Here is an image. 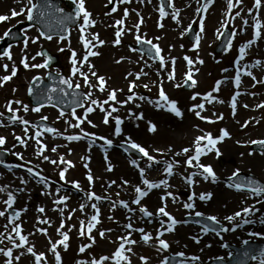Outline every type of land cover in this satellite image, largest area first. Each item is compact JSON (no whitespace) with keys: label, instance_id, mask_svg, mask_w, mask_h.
Masks as SVG:
<instances>
[{"label":"rangeland","instance_id":"obj_1","mask_svg":"<svg viewBox=\"0 0 264 264\" xmlns=\"http://www.w3.org/2000/svg\"><path fill=\"white\" fill-rule=\"evenodd\" d=\"M222 0H218L217 4H219ZM250 1H242L240 5H245L246 3H249ZM253 3V1H251ZM104 3H106V0H85V7L86 9L91 13L92 17L95 19H101L103 17H106L108 15H105L106 12ZM181 4V2L179 3ZM182 5V4H181ZM240 5L234 6L232 13L235 14L236 11H240L241 15L239 16L242 20L247 19L249 23H252L251 19L255 13L253 12L252 15H248L245 10L242 9V7H239ZM248 8H253L251 5L248 6ZM247 8V9H248ZM246 9V10H247ZM15 10L17 12L20 11V7H17L16 9H11L9 6H7L5 9L0 7V15H8L10 17L9 20H12L14 22L20 20L21 18H24L25 15H19L16 17H11V12ZM214 12V7L212 6L208 12L205 14L206 19L203 21V27L209 28V29H218L219 27H216V23H211L212 16L211 14ZM262 13V14H261ZM113 14L109 13V16H112ZM259 19L264 25V10H259ZM250 26V30L248 31L249 36L247 39L244 38L243 42H241V38H238L236 43H234L233 47L231 48V51L226 56L222 57V62L219 65H216L214 60L212 59L209 48L206 47L207 44L212 42L214 36H212L213 30L209 32V35L204 34L201 50V59L203 61L202 63V70L200 76L197 78V86L194 88L191 95L193 96L196 92H203L212 91L213 87L215 86V83L217 81H220L218 78L219 75H226L228 72L236 71L238 66L232 67L231 66V59L233 57L237 56V52L239 50V47L242 45L247 44V42L253 38L254 36V29L252 28V24H248ZM6 26L0 27L1 30L5 29ZM33 34V32L31 33ZM264 35V30H263ZM174 43L176 41L174 40ZM241 43V44H240ZM177 45V51L178 54L181 52L179 51V43H176ZM200 48V47H199ZM198 48V49H199ZM244 62V63H243ZM260 62L259 72L258 73H252L251 76H249L246 80L242 81L241 87L236 88L232 87L230 76L229 79H227L224 83L221 81V86L219 88L218 92H213L212 95L215 99L212 100L211 104L208 103V101L205 103L204 100L200 103H205V107L203 110L196 109V111H200L201 116L205 117L206 119H200L195 115V112H192L193 114L190 116V121L188 123H181L180 121L174 120L169 115H165L163 113L164 118H160L158 120L159 124V130L154 134L153 136H150L147 134V123L143 122V119H136V125L137 129L135 131L133 126V122L128 123H122L121 125V135L115 136L114 135V124H104V132L101 133L102 137L112 140V144L118 143V141L124 142L127 137H135L136 140L139 142H136L143 146L150 155H153L156 157V159L161 161H169L174 162V165H176L173 168L174 172H179L185 178L186 176L190 175L194 171H199L197 168H189L186 163V157L190 155H194V149H195V138L199 136V131L203 129L206 122L212 119L219 120L218 117L222 116V120L225 119L222 123L215 124V130L217 132L216 136L219 137L221 135V129L219 127L224 126L229 128V137H226L222 142H219L217 144V148L219 149L221 155L217 157V161H210L209 160V154L202 155L200 157V163L204 165H210L212 169L214 170L217 180L216 182H223L221 179L224 177H228L232 174L233 171L236 169H239L240 171H244L247 173H252L255 176L259 177L260 179L264 180V155L261 154H253L249 155L251 153L249 151L248 146H250V141L252 140H258L260 138L264 137V107H258V105H264V86L261 88L262 85H264V38L263 40L255 41L254 44L246 48V55L244 56V59L241 61L239 67L240 69L246 68L244 64H254ZM231 67L230 69H228ZM223 69H228L227 72L223 71ZM252 77H255V80H253ZM19 82V79L16 80ZM156 85H162V83L155 81ZM260 86V87H259ZM166 88V87H165ZM168 89V90H166ZM163 89V91L167 92L170 96L175 97V99L178 100V105L181 106L184 110H187L188 106L192 105L193 101L190 100L189 95L185 94V96L180 95L179 91L176 93H173V91L170 88ZM170 90V91H169ZM239 92L240 95L236 99V107L235 109L231 106V96H233L236 92ZM154 96L157 97V93L159 91H154ZM157 92V93H156ZM216 93V96L214 94ZM221 94V95H219ZM228 94V95H227ZM217 100L223 101V103L217 102ZM244 105H247V107H244ZM168 107V105H166ZM230 111L233 112V114H246L247 119H244L245 122H249L247 127H242V125L245 124V122H241L243 119L237 117L236 121L241 122L235 123V121H232ZM192 116L195 118L193 119ZM123 119V118H122ZM140 121V122H139ZM202 122H205V124H202ZM228 122V123H227ZM235 123V124H234ZM238 125V126H237ZM194 126V127H193ZM197 126L199 127L198 130H195L194 128ZM206 127V126H205ZM205 131L211 132V128L208 126L205 128ZM215 132V133H216ZM231 132H237L234 138L231 137ZM202 136V135H201ZM240 137H245L244 140H240ZM256 138V139H255ZM97 142L100 143V146L106 147L107 144L104 143L103 139L95 138ZM239 140V141H236ZM205 142H202V144ZM171 144L175 145L176 149L180 148H189L190 151L187 154H181L180 156H175V154H170L167 150L166 145ZM237 144L244 145L243 148L236 147ZM42 145H45V155H48L50 159L53 160H59V157L63 156L66 161H70L72 166H68L65 164H57L53 165L49 163L48 161H44L42 159V175L44 177L52 176L53 178L59 179V171L62 168H67V171L65 172V181L66 182H57L58 184L64 186L63 191H60V196H67L69 199L66 201L65 205H58L61 206V208H64L65 213L70 214L71 213V219H68V215L59 214L57 216L47 217L49 220L48 224H39L38 219H45L43 217V214L39 211H37V204L33 202L30 204V208L32 209L29 213H22V218L19 219V221H14V223H18L21 225V228L23 226L24 235H27L29 233H32V235H29V243L33 246L34 251L39 254H44V260L47 262V264H55L54 255L51 251H49L50 244L49 241L55 242L59 239H61L60 235L57 233V228L60 226V221L63 220L65 222V227L61 229V231H67L69 235L68 248L65 250L62 246L57 247V251L60 252L61 255V264H77V261L79 260H90L91 258L99 259L100 256H109L111 253L115 250L118 244V237L121 235H124L126 233V229L123 227L125 224L131 222L133 224V227H142L145 229L146 232L150 233L153 236V240L150 241L148 244H144L140 240V233L133 232L131 239H134L137 241L135 245H132V252L127 253L125 252V255L128 256L129 264H143V262L140 260V257H146L147 258V264H159L160 259L162 257H165L167 253H178V252H184L183 248L185 244H188L191 247H195L193 245V242L190 240V237L192 236V232L196 233L197 231L193 227H186L183 224V218L186 214H191L192 210H187L183 208V203L189 202L186 198H182L180 200H175L177 203L172 206L168 205L167 200L161 201L160 197L164 196V190H169V188L164 189L163 186L158 189H152L149 194L142 198L141 204L146 207L149 211H151L154 215L152 217H149L146 219L142 215V213L139 212L138 208L139 206L131 204V200L135 197L134 191L132 188H130L132 185L134 186L135 182L138 181V175H139V169L134 167L130 161L132 159H126L123 158V155L118 152H103L100 154L99 148L97 149V152L105 157L106 161L111 162L112 170L108 171V163H106L104 166L100 160V164L103 168V172L96 171L95 175L102 179L103 182H92L91 184L89 182H84L82 177V167H76L75 162L72 161V153L64 148L61 149L57 147V151L55 153L51 152L52 147L59 146L58 143L51 139L46 140L42 142ZM92 145V144H91ZM89 145L91 148L94 146ZM101 147V148H102ZM95 148V147H94ZM158 150V151H156ZM105 153V154H104ZM95 154L90 153V158H92ZM99 156V155H97ZM231 159L234 160V164L228 163V161ZM136 160V159H135ZM114 161H121L123 163V166L128 168V172H131V175L125 174L123 175L121 172V168H118L115 166ZM140 168H145V173H148L150 176H153L156 174V170L158 169L157 165L153 167L152 172L150 169L146 167L145 159L143 161H137ZM225 162V164H223ZM120 163V164H121ZM195 163V161H194ZM228 163V164H226ZM161 166L163 164H160ZM122 166V165H121ZM19 175H22L18 173ZM162 179L172 180V178H169L165 173ZM211 179V178H210ZM27 181V179H26ZM78 182L79 183V189L72 186L71 182ZM115 181V183H112ZM123 181H130L127 185L123 184ZM185 181V180H182ZM172 182V181H170ZM196 182H199L196 181ZM212 182V181H211ZM36 180L30 179L25 184V201H29L33 198L38 201L37 198H34V195L37 194V191L41 192V198L43 199L44 203H49V194L52 193L51 189L57 190L59 187L56 184H49L47 187L42 186V184H39ZM4 184V183H3ZM32 187H31V186ZM111 185V187H109ZM144 185L141 186L142 189H144ZM201 183L198 184L196 187H194L192 190H187L191 194L195 193L196 197L199 196V191L202 189L209 190L212 189L215 194V199L210 202L204 204L202 202H198L200 200L195 199V211H204L207 215H215L220 219L221 223L228 228H232L235 225V222L233 224L227 223L226 220L223 218L227 215H232L236 211L241 210L243 207L255 205L257 209H259L258 212H255L250 217H247L249 219H252L255 221L251 224H243L242 219H240V227L237 228L235 231H228L224 234H221V237L216 236L215 234L212 236H215L216 240H211L209 243H207L210 247L203 251L199 257L203 260L205 258L211 259L216 256H223L225 255V251L222 249V241H228V242H242L244 240H247L249 237H252L249 235V233H261L264 234V224L259 223L260 219H263L264 217V203L257 204L256 198L254 197H247V195H238L230 192L229 190H226L225 192L230 196L229 203H222L219 207L220 198H222L221 189L217 188V186H214V184H211L209 186H204L202 188ZM220 190V191H219ZM218 191V192H217ZM88 193H95L96 196L101 197L102 199L99 201L92 200L89 201L87 199ZM119 193V195H117ZM32 195V196H31ZM55 197L58 198L56 195ZM172 199V197H171ZM56 199H52L54 202ZM23 203H26V202ZM114 201H126L129 203L130 207L135 209L134 212L129 213L126 209L123 207L117 205L115 208L111 207L112 202ZM233 201V202H231ZM91 203H95L97 205V208L99 209V223L95 225V227L92 230V236L94 237V243H92V246L90 248H87L84 253L79 252V248L84 245L90 243V241L83 236L79 235L78 229L80 227V221H84L85 226H87L88 222L90 221L91 216L94 214L93 209L89 206H86L81 212L80 205H90ZM166 204V211L169 212L178 222L174 226V230L178 232L177 234H174L172 232H167L162 237L163 239H166L169 244L170 248L166 252H160L153 250L156 249L155 246V235L156 230L160 228L159 220H167L166 217H160L156 215L157 209L161 204ZM5 205V204H3ZM54 206H57L53 203ZM6 206V205H5ZM46 210H48L47 205H45ZM4 206H0V210L4 211ZM24 208H22L23 210ZM75 209V211H72ZM107 210V213H104V210ZM9 210V209H8ZM34 210H36L34 212ZM9 211L5 213L4 217H1L3 220L0 221V232L5 230L4 225L7 223ZM131 216V220L127 219V217ZM109 217H112V219H109ZM155 221V224H153L152 221ZM259 223V225H258ZM246 225H251L250 228H245ZM40 228H46L47 229V235L37 231V229ZM108 229H111V231H107ZM11 230V229H10ZM29 230V233H28ZM6 231V230H5ZM8 231V230H7ZM103 231L105 233L104 237L101 238L99 235V232ZM194 235V234H193ZM256 237V236H255ZM236 239V241H234ZM259 240H263L264 238L259 237ZM201 243V242H200ZM147 245L150 250L157 252L155 254L150 255L147 251H138L140 245ZM3 246L11 247L7 239L4 240ZM127 247V246H126ZM24 251V249H13L14 255H18L20 252ZM189 257L192 256V253L185 252ZM5 257L0 254V264H4ZM196 264H199L197 261H195ZM14 264H34V257L31 256V254L26 253L21 256L19 261H14ZM43 264V262H42ZM255 264H258V262H255Z\"/></svg>","mask_w":264,"mask_h":264},{"label":"snow or ice","instance_id":"obj_2","mask_svg":"<svg viewBox=\"0 0 264 264\" xmlns=\"http://www.w3.org/2000/svg\"><path fill=\"white\" fill-rule=\"evenodd\" d=\"M17 2L19 3L20 0H17ZM72 4L75 5L74 8V13L69 14V15H64V9L60 8V7H56L51 0H41V3H35L33 2V0H27L25 7L21 8L19 12L13 10L11 12V17H16L19 15H25L26 16V20L27 21H35V20H39V22L48 28V32H44L41 31L39 33L40 36H42L45 40H49L51 41L53 39V35L50 34L53 29L47 25L46 21L50 20L53 16L58 15V20H57V25L59 26V32L60 33H66L67 32V27L64 26L65 25V21H73L75 20H82V23L79 25V30L81 33L80 36V40L82 41L84 48L86 49L85 54L83 55L82 59L79 61V65L80 67H83V65L85 63L88 62V58L89 56H97L99 53L96 51H92L91 48L97 47L98 45H103L104 41L103 40H99L98 37L94 36L93 40L97 41L98 43H93L92 40H86L84 37V32L86 30V28L88 26H91L94 24V21L91 19V13L86 9L85 7V0H71ZM109 2L111 3L112 0H109ZM121 2H126V0H121ZM213 2V0H205L204 5L202 6V8H197L196 11L197 13H201L202 11H206L207 7L209 4H211ZM241 2V0H236V5H238ZM262 5V0H254V7L257 10L256 15H254L252 17L253 19V23H252V27L254 29V38L250 39L247 44L242 45L239 48V58L235 61L236 65L238 66L237 68V74L235 76V87L239 88L240 83H241V76H240V60L244 59V56L246 54V48L251 46L252 44L255 43L256 38H259L261 36V32L262 30H264V25H262L260 19H259V9L261 8ZM168 7H171V0H168ZM234 3L233 0H227V12L225 13V20L222 22L221 24V29H226L228 24L231 23V21L235 20L236 17H239L241 15L240 11H236L235 14L233 15L232 10L234 8ZM112 11H116L115 8L112 9ZM159 13L160 16L163 18L164 16L168 15V13L165 11V4H164V0H161V6L159 8ZM253 10L252 9H248V14L252 15ZM128 15L127 10H125L124 12V16L126 17ZM178 16V12H173L172 14V19L176 21L177 24L180 23V21L177 19ZM10 17L8 15H0V21H7L9 20ZM117 24H122L123 21H117ZM141 23H142V19H141ZM200 24V30L201 32H203V18L200 19L199 21ZM249 24V21L247 19H243V25L247 26ZM160 27H162V25H159ZM135 29L137 31V33H139V27L140 24H136ZM191 29V25L188 26L187 29H185V31H188ZM221 29H217L216 31V36L217 39H220L221 36H223L225 33L224 31H221ZM243 30V29H242ZM123 29L116 31L115 33V39H114V45H119L121 43L120 37L122 34ZM11 33V29L5 31L3 33V36H0V40H3L4 38L8 37ZM184 32L181 33V35H183ZM232 35H235V32L232 33ZM67 37L66 35L63 34H59L57 35V40L58 42L60 41H64L66 40ZM159 39V38H157ZM199 40L200 37L198 36L196 39V44L194 45V47H198L199 45ZM135 41L137 44L140 45H149L150 47L146 49L147 53H153L154 52V57H150V58H155L158 60L159 64H160V68L163 69L165 67V58L161 55V48L154 44L152 40L146 39L144 37H142L141 34H137L135 35ZM28 38H25L23 41L24 47L26 48L28 45ZM32 43H36V39H32L31 41ZM91 46V47H90ZM227 47L230 49L231 48V40L228 41ZM59 51H64V48H60L58 49ZM131 51H138L135 48H131ZM37 56H44L45 59L43 61V63H33L31 65H29V63L27 62V57L21 59V63L23 64V67L25 69H28L29 67L31 68H35V69H40V68H44L47 69L49 67V63L51 61V57L48 56V54L46 52H38L36 54ZM3 58H7L8 60H12V55L10 50H5L2 54V56H0V59ZM143 58V55L141 56V59ZM32 60L36 59V56H32L31 57ZM123 59V58H121ZM184 59L187 61V63L189 65H191L193 63V61L191 59H189L187 56L184 57ZM200 63H203V61H199ZM70 63H71V75L68 77H65L63 75H61L59 72H57L55 74V77H53V74L51 72H49L48 78L49 79H53L54 83L56 86L54 87H45L43 89H39L38 93H37V107L32 108L31 110L33 112H40L41 108L44 107V104L41 103V98L46 99L53 107H56L57 103H64L65 98L67 97H71V104H72V108H71V112L68 113V115L71 117V119H66L65 120V124L68 126V128H76V129H80V133L76 134V135H67L64 136L63 138L69 142L72 141H79L81 139L84 138H91V137H95L94 133H88L85 132L82 128H81V124H83L85 121H87L88 124H90L92 127H96L95 124L92 123V121L87 120V114L91 113L94 111V107L96 106L97 108H99V110L102 113H105V115L103 116L102 119V123L107 125L109 124V117L112 116V113L117 111L116 107H113L112 105L109 104V101H112L114 103H120L117 101L116 99V91L117 90H112L108 93L107 99H105L102 102H98L96 99H92V91L91 89L94 87H97L98 90L100 92H104L105 91V77L102 75H98L96 71L92 70V65L89 64V72L91 77L95 78L96 80V84L94 85L93 83L90 82V78H89V74L85 73L83 71L80 70V67H77L78 61L76 59V53L75 51H72V56L70 58ZM116 63H120V60H117ZM172 63H175V60L173 58ZM3 69L5 71L8 70V65L4 64ZM223 71L227 72L228 69H223ZM17 73L16 67L15 65H13L12 69H11V74L10 75H5L3 77H0V82L3 81H8L10 80L12 77H14ZM147 75L146 73H143V71L141 70V73H138L134 76V80H138L140 79V75ZM247 75L251 76L252 73L250 71H248L246 73ZM129 76H133V73L129 72L128 73ZM157 75H159V73H157ZM82 77L83 78V83H84V87L88 89V91L86 93H80L77 90L81 88V84L79 82H76L75 84L73 83V78L74 77ZM169 80L173 79V76L171 73H169L168 77ZM253 80H255V77H252ZM191 81V86H195L196 85V81L194 79H192V76L189 74L187 75V79L184 81L185 84L188 83V81ZM39 83H42V79L40 76H34L32 78V82L30 83L29 87H28V93L29 95L33 94L34 88H38ZM221 84V81H217L216 85L213 87L212 91L206 93L203 97L204 100H207L208 103H211L213 99H215L212 95L213 92H218L219 91V86ZM0 86H2V83H0ZM177 87H180V85H176ZM136 87L135 82H131L129 85V92L132 91V89ZM145 88L148 87V85H144ZM197 95L199 94H194L191 99L192 100H196ZM240 95V93L237 91L231 98L232 103L231 106L233 109H235L236 107V99L237 97ZM54 96H55V100L56 103H53L54 101ZM159 97L160 100H163L165 102V104H159L157 102V106L160 108H164L165 105H168V107L166 108L167 111H170L171 113H173L176 117H182V113L181 111L178 109L177 107V103L175 101H169L168 97L165 95L162 86L160 87L159 90ZM139 99H145V97H139ZM133 100V95H129L127 97V100L124 101L123 103H127L129 101ZM151 102V101H149ZM217 102L219 103H223V101L217 100ZM12 103L13 101H9L8 104L6 105L7 111L9 113H13V115L11 117H9L10 120H12L13 122L18 121L20 124L25 125L26 127L23 129L25 135H27L28 132V125H29V121L23 119L20 116L15 115V110L12 108ZM15 104H21V101L16 100L14 101ZM87 104V106H86ZM104 105H109V109H106L104 107ZM205 107L204 103H199L196 105H193L189 111H194L195 115L200 118V119H206L205 117L201 116L200 111H196V109H200L203 110ZM244 107H247V105H244ZM258 107H264V105H258ZM77 108H82L84 109V115L83 116H78L76 114V109ZM23 111L27 112L29 111L28 105H23ZM4 113L0 112V117H3ZM59 116L61 118H63L65 116V113L63 111H60ZM139 119H142V114L140 117H138ZM42 120H46L47 117H41ZM114 121H115V128H114V135L116 136H120L122 129H121V124L122 121L119 117H113ZM218 119H222V116L218 117ZM212 122V121H209ZM249 122H245L244 125H242V127H247ZM149 132H155L156 131V126L149 121L148 122V129ZM44 131L48 132V133H56V135H61L57 129L53 128V127H45ZM42 135L41 131L37 130L34 133L33 137H29V139H35L37 145H40V149L37 153L38 156H41L42 159L44 161H48L49 163L53 164V165H57V164H65L68 166H72L70 161H66L64 159L63 156L59 157V160H53L50 159L48 155H45V145H41L40 139L39 137ZM226 137H229V133L224 130L221 129V135L219 137L214 138L210 133H206L202 136H198L195 138L194 144H195V149H194V155H190L186 157L185 163L189 168H197L200 171L199 172H193L190 175L186 176L185 179V183L191 187L194 184V180L193 177L196 175H201L203 177L204 180H208L209 178H211V181L213 183L216 182L217 180V176L214 172V170L212 169V167L210 165H204L200 163V157L202 155H206L208 152H212L215 151L217 157H219L221 155L219 149L217 148V144L219 142H222ZM15 139L17 141H19L20 144H25L26 141L21 139L20 136H16ZM99 139H103L104 143L111 146L112 145V140L104 138V137H99ZM203 143L202 142H205ZM125 143H127L128 147H130L131 149L137 151L138 153L141 154V157L145 159V164L146 167L148 169H152L155 165H160L163 164V172L168 176H172L173 173V168H174V162H169V161H161L156 159V157H154L153 155H150L149 152L140 144L134 142L131 137H127L126 140L124 141ZM6 143V139L3 136H0V147H2L4 144ZM251 144L253 145H259L260 146V154L264 155V139L261 140H252L250 141ZM57 147H52L51 148V152L55 153L57 151ZM127 150V149H126ZM158 151V150H156ZM169 151H171V149H169ZM190 149L189 148H183L182 152H176L175 156H180L182 153L187 154L189 153ZM12 155L16 156L18 159L22 160L23 157L21 154L19 153H12ZM249 155H252V153H249ZM107 159V158H106ZM195 161V163H194ZM3 161H0V164H3ZM30 163V162H29ZM130 163L139 169V175L141 177V183L145 186L144 189H142L140 186H135L133 191L135 194V197L131 200V204L137 205L139 206L138 210L140 213H142V215L144 217H152L154 214L149 211L146 207H144L141 204V200L142 198L146 197L149 192L152 189H158L161 188V186H163L164 189H167L169 187L168 184V180L167 179H161L159 182H151L147 179H144V175H145V168H140L139 164L137 162V160L133 159L130 161ZM9 168L11 166H8ZM17 167H21L24 168L25 165L21 164V165H17ZM85 167H87V165H85ZM108 171L112 170V166L109 164ZM26 171L27 173L31 174L33 177L38 178V182L41 184H44L46 187L48 185V180L46 177L41 175L40 171L34 170L33 167H26ZM67 171V168H62L59 171V179L60 180H65V172ZM87 179L89 181V183L91 184L93 181V177L92 175L89 173V175L87 176ZM228 181H230L227 184V187L230 189H235L236 191L239 192H245L247 194V197H255L256 199V203L260 204V203H264V183H261L259 180L249 177V176H245L243 178H241V174H240V170L236 169L235 171L232 172L231 176H229ZM20 182L21 184H26L27 181H25L23 178H20ZM67 183V181H65ZM72 186L79 189V183L78 182H71ZM112 183H115V181H113ZM129 182L128 181H123L124 185H127ZM109 187H111V185H109ZM0 191H4V189H0ZM60 189L58 188L56 190V195L58 196V198L56 200H54V204L56 205H65L66 201L69 199V197L67 196H60ZM51 194V193H48ZM117 195H119V193H117ZM166 197H172L173 201L175 202L176 197L173 196V194L171 192H165L164 196H161L160 199L163 202ZM212 197L211 193H201L199 194L198 197H196V194L193 193L191 196H189V202H185L183 203V208L187 209V210H192L191 214H194L196 217H204L205 214L203 212L200 211H195V199H199L200 201H207L210 200ZM87 199L89 201L92 200H96L99 201L102 198L99 196H96L95 193H88L87 194ZM7 207L5 208L4 211H0V217H4L5 213L8 211V209H12L13 208V203H14V195L13 193L9 192L7 195V199L3 202ZM117 205L123 207L124 209H126L129 213H132L135 211V209H133L132 207H130L129 203L126 201H114L111 204L112 208H115ZM86 206H89L93 209L94 214L91 216L90 221L88 222L87 226H85L84 221H80V227L78 229L79 235L86 237L90 243L88 244H84L79 248V252L80 253H84L85 250L87 248H90L92 246V243H94V237L92 236V230L95 227V225L97 223H99V209L97 208V205L95 203H91L90 205H85V204H81L80 205V211L83 212L84 208ZM56 211H59L61 214L64 211V208H57L54 209ZM23 211H26V209H23ZM37 211H39L40 213L44 212V208L40 207L37 209ZM72 211H75V209H73ZM259 209L256 208L255 205H251V206H246L243 207L241 210L236 211L234 214L232 215H227L225 216L223 219L228 221L229 224H233L235 222L234 227L232 228H228V227H224L221 225V221L220 219H218L217 216L215 215H208L205 217L206 221L210 222V223H205L201 226V232L204 234H208V233H214L216 236L221 237V233L224 232H228V231H235L237 228L240 227V219H242L243 224H251L254 223L255 221H253L252 219H249L247 217H250L252 214H254L255 212H258ZM21 215V210H13L7 217L8 219V223L12 225L11 230L7 231L8 229V225L6 224L5 227V232H0V245L4 244V240L7 239V241L9 242V244L11 245V247H0V254H2L5 257L4 260V264H14V261H19L21 256L26 253L31 254L32 257H34V264H47V262L44 260V254L43 253H39L37 254L34 249L33 246L29 243V235H32V233H29L27 235L21 234L22 233V228L21 225L18 223H14V221L18 220L20 218ZM157 216L160 217H166L167 220H159V224H160V228L156 230V235H155V246H156V251L158 253L160 252H166L169 248H170V244L166 239H163L162 237L165 235V233L167 232H172L174 231V226L178 222L169 212L166 211V204L162 203L161 206L158 207L157 212H156ZM68 219H71V213L68 216ZM109 219H112V217H109ZM127 219H129V221L131 220V216L127 217ZM38 223L39 224H48L49 220L47 218L45 219H38ZM197 223L199 224L200 222L197 221ZM259 223L264 224V219H260ZM219 226V227H217ZM65 227L64 225V221L61 220L60 226L57 228V233L60 235L61 239L52 242L51 240L49 241L50 244V248L49 251H51L54 255V259H55V264H61V255L60 252L57 251V247L58 246H62L63 249H67L68 248V243L67 241L69 240V235L67 231H61V229H63ZM127 231L124 235L119 236L118 239V244L117 247L115 248V250L111 253V255L109 256H100L99 259L96 258H91L90 260H79L77 261V264H129V260H128V256L125 255V252L127 253H131L132 252V245H135L137 243L136 240L131 239L132 233L133 232H138L140 233V240L144 243V244H148L150 241L153 240V236L146 232L144 228L142 227H133V224L131 222L125 224L123 226ZM37 231L47 235V229L46 228H40L37 229ZM107 231H111V229H108ZM99 235L101 238L104 237L105 233L103 231L99 232ZM250 236H260L261 238H264V234L261 233H249ZM193 241L196 243L200 242V238L199 236H193L192 237ZM244 245H248L249 241L248 240H244L243 241ZM127 246V247H126ZM222 247H229V245L227 244H222ZM13 249H24V251L20 252L18 255H14L13 253ZM176 256L179 257H184L185 253L184 252H178L175 254ZM232 255V254H230ZM245 260L246 259H251L253 261H257L258 260V264H264V249L259 250L258 255L255 253H250L249 251L245 250L242 252L241 254ZM217 259L219 260H223V257H218ZM140 260L143 262V264H147V258L146 257H140ZM191 261H198L199 257L197 256H192L190 257ZM245 260H240L238 261V264H245ZM159 264H170V260L169 257L165 256L162 257L160 259ZM180 264H184V261H181Z\"/></svg>","mask_w":264,"mask_h":264},{"label":"bare ground","instance_id":"obj_3","mask_svg":"<svg viewBox=\"0 0 264 264\" xmlns=\"http://www.w3.org/2000/svg\"><path fill=\"white\" fill-rule=\"evenodd\" d=\"M121 163V162H120ZM122 165V166H121ZM118 168H121V172H122V174L123 175H125V174H127V172H128V168H126L125 166H123V163H121L119 166H118ZM128 174H130L131 175V172L129 171L128 172ZM163 176V172L162 171H159L157 174H156V176H155V178H150V176L149 175H144V179L145 178H148V180L149 181H151V182H155L156 180H159L161 177ZM139 177H140V175H139ZM141 178V177H140ZM130 188H133V186H131ZM220 191V190H219ZM221 192V194H222V198H220V202H219V207L221 206V204L224 202V203H229V198H230V196L226 193V192H224L223 190H221L220 191ZM34 198H37L38 199V202L36 203L37 205H43V201H42V198H41V193H39V192H37V194H35L34 195ZM215 199V198H214ZM229 200V201H228ZM41 205V206H42ZM47 207H49V206H47ZM54 209V206L50 209V210H53ZM45 211H47V210H44V212ZM43 212V213H44ZM58 213H59V211H58ZM28 232H29V230H28ZM142 249H144L145 247L143 246V247H141Z\"/></svg>","mask_w":264,"mask_h":264},{"label":"flooded vegetation","instance_id":"obj_4","mask_svg":"<svg viewBox=\"0 0 264 264\" xmlns=\"http://www.w3.org/2000/svg\"><path fill=\"white\" fill-rule=\"evenodd\" d=\"M3 64H4V63L0 61V72H1V71H2V69H3V67H2V66H3Z\"/></svg>","mask_w":264,"mask_h":264}]
</instances>
